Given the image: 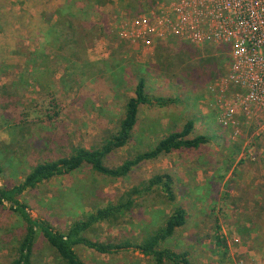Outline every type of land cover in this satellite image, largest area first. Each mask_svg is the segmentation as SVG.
I'll return each instance as SVG.
<instances>
[{
    "label": "rangeland",
    "instance_id": "rangeland-1",
    "mask_svg": "<svg viewBox=\"0 0 264 264\" xmlns=\"http://www.w3.org/2000/svg\"><path fill=\"white\" fill-rule=\"evenodd\" d=\"M156 1L63 0L52 12L49 30L38 37L29 33V23L17 30L0 15V186L19 183L35 164L69 155L75 146L101 144L117 129L142 76L148 94L179 101L141 105L130 140L105 158L106 166L148 150L190 118L195 121L191 136L207 134L211 140L143 160L119 178L84 165L25 190L19 200L32 216L66 232L74 220L167 172L173 203L158 188L141 191L118 224H96L88 236L134 241L161 225L177 204L186 210V224L166 247L185 251L191 264H264V163L256 165L264 152L254 136L255 123L246 125L236 114L237 125H220L219 91L209 86L226 69L221 49L197 47L190 56L182 47L195 46L187 42H155L147 48L128 37L131 21L148 16ZM23 233L18 214L1 203L0 264L17 255ZM76 251L86 264H156L137 251L105 254L84 245ZM31 258L35 264H62L41 236Z\"/></svg>",
    "mask_w": 264,
    "mask_h": 264
},
{
    "label": "trees",
    "instance_id": "trees-1",
    "mask_svg": "<svg viewBox=\"0 0 264 264\" xmlns=\"http://www.w3.org/2000/svg\"><path fill=\"white\" fill-rule=\"evenodd\" d=\"M182 49L186 53L189 52L190 56L199 52L197 47L190 45L183 46ZM180 79L186 80L182 76ZM146 90L145 78L138 77L133 89V96L126 100L124 115L119 120L117 129L104 138L101 144L89 148L75 146L69 155L35 164L19 183L9 188L0 186V204L8 202L24 224V233L18 243L17 255L8 264H35L31 256L38 236H41L56 251V255L62 264H86L77 254L76 247L79 245L105 254L137 251L156 264H191L185 251L178 252L165 246L175 230L186 224V210L177 204L167 213L161 225L143 231L140 238H136L134 241L93 239L87 234L94 225L102 222L118 224L121 216L132 205L133 197L141 191H151L158 188L167 200L173 203L175 201L173 179L167 172H158L152 175L141 186L122 194L116 203L105 204L85 214L82 218L74 220L66 232L57 230L44 218L32 216L27 205L19 200V196L25 190L35 188L52 178L69 174L84 165L90 166L100 174L119 178L126 176L133 167L143 160L153 159L160 154L183 148H198L211 140L207 134L191 136L195 129V121L190 118L186 120L181 130L169 132L158 139L148 150L138 152L115 167L106 166L105 158L130 140L138 121L141 105L164 106L179 101L177 98L150 95Z\"/></svg>",
    "mask_w": 264,
    "mask_h": 264
},
{
    "label": "built area",
    "instance_id": "built-area-1",
    "mask_svg": "<svg viewBox=\"0 0 264 264\" xmlns=\"http://www.w3.org/2000/svg\"><path fill=\"white\" fill-rule=\"evenodd\" d=\"M128 29V37L147 48L178 40L221 49L226 69L209 86L219 91L220 125H237L236 114L246 125L254 121L264 152V0H157L149 15L133 19Z\"/></svg>",
    "mask_w": 264,
    "mask_h": 264
},
{
    "label": "crops",
    "instance_id": "crops-1",
    "mask_svg": "<svg viewBox=\"0 0 264 264\" xmlns=\"http://www.w3.org/2000/svg\"><path fill=\"white\" fill-rule=\"evenodd\" d=\"M62 5L63 0H0V15H2L1 18L7 15V20L12 22V25L17 30L21 29V31H24L25 28H23V26L25 22L29 23V33L38 37L40 33H46V31L49 30V26L55 21L52 12L61 8ZM19 22L22 27L19 25ZM259 147L260 146L254 145L252 149H257ZM253 153L255 156L256 152L253 151ZM257 160L256 165L264 163V157L260 158L259 156ZM244 188L247 189L251 187L244 186Z\"/></svg>",
    "mask_w": 264,
    "mask_h": 264
}]
</instances>
